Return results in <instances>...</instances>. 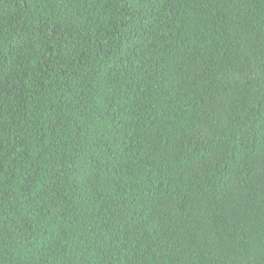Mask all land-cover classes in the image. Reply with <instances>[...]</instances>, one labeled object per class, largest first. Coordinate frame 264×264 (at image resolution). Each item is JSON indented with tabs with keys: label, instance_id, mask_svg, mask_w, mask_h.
I'll use <instances>...</instances> for the list:
<instances>
[{
	"label": "trees",
	"instance_id": "trees-1",
	"mask_svg": "<svg viewBox=\"0 0 264 264\" xmlns=\"http://www.w3.org/2000/svg\"><path fill=\"white\" fill-rule=\"evenodd\" d=\"M0 264H264V0H0Z\"/></svg>",
	"mask_w": 264,
	"mask_h": 264
}]
</instances>
